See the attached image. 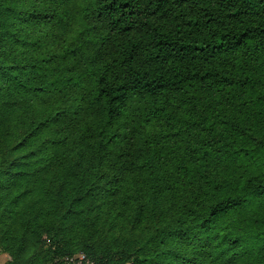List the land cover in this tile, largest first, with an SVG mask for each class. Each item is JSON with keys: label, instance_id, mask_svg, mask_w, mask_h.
Segmentation results:
<instances>
[{"label": "trees", "instance_id": "16d2710c", "mask_svg": "<svg viewBox=\"0 0 264 264\" xmlns=\"http://www.w3.org/2000/svg\"><path fill=\"white\" fill-rule=\"evenodd\" d=\"M76 239L264 264V0H0V252Z\"/></svg>", "mask_w": 264, "mask_h": 264}, {"label": "rangeland", "instance_id": "374dc122", "mask_svg": "<svg viewBox=\"0 0 264 264\" xmlns=\"http://www.w3.org/2000/svg\"><path fill=\"white\" fill-rule=\"evenodd\" d=\"M51 235L45 234L43 239L44 243L42 245V252L47 254L51 250V252H54L56 249L55 243L50 240ZM85 242V243H84ZM75 243L80 244V248L77 249V247L73 248L71 253H66L65 255H60L59 252L51 253L47 259L45 258L46 264H78L81 262L82 264H100L101 260L103 259V255H101L99 248V245H94L92 241H88V239L82 240V239H76ZM88 244L86 247L85 244ZM67 258H75L74 261H67ZM0 261L4 262L5 264H8L10 261V256L7 253H1L0 252ZM1 264V262H0Z\"/></svg>", "mask_w": 264, "mask_h": 264}, {"label": "built area", "instance_id": "2783aa9c", "mask_svg": "<svg viewBox=\"0 0 264 264\" xmlns=\"http://www.w3.org/2000/svg\"><path fill=\"white\" fill-rule=\"evenodd\" d=\"M74 259H75V258H74ZM74 259H73V258H71V259H70V258H67V261H71V262H72V261H74ZM78 264H82V263L79 262Z\"/></svg>", "mask_w": 264, "mask_h": 264}, {"label": "crops", "instance_id": "0c3cea01", "mask_svg": "<svg viewBox=\"0 0 264 264\" xmlns=\"http://www.w3.org/2000/svg\"><path fill=\"white\" fill-rule=\"evenodd\" d=\"M1 262V264H5L4 262H2V261H0Z\"/></svg>", "mask_w": 264, "mask_h": 264}]
</instances>
